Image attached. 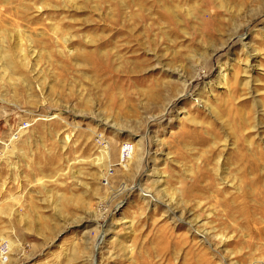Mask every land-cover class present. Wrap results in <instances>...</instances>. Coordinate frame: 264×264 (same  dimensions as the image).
I'll list each match as a JSON object with an SVG mask.
<instances>
[{
	"label": "rangeland",
	"instance_id": "obj_1",
	"mask_svg": "<svg viewBox=\"0 0 264 264\" xmlns=\"http://www.w3.org/2000/svg\"><path fill=\"white\" fill-rule=\"evenodd\" d=\"M160 1L0 0V264H264V0Z\"/></svg>",
	"mask_w": 264,
	"mask_h": 264
},
{
	"label": "bare ground",
	"instance_id": "obj_2",
	"mask_svg": "<svg viewBox=\"0 0 264 264\" xmlns=\"http://www.w3.org/2000/svg\"><path fill=\"white\" fill-rule=\"evenodd\" d=\"M174 0H162V1H160V2H163V4L164 5H168L170 2L172 3ZM178 2V1H177ZM180 2V1H179ZM151 5L153 6V5H155V4H158V3H156V0H151ZM150 4V3H149ZM150 5V6H151ZM149 6V7H150ZM169 6V5H168ZM2 7V6H1ZM157 7V6H156ZM10 8V7H9ZM3 9V8H2ZM11 9V8H10ZM161 9L163 10L162 12H161V16H162V18H163V20H164V22H166V24L168 23V24H174V23H176V20H175V18H173V13H172V11H170L166 6H164V7H161ZM1 10V9H0ZM159 10V9H158ZM2 11V10H1ZM11 11V10H10ZM149 13V12H148ZM157 13V12H156ZM159 13V12H158ZM1 14V13H0ZM4 15V14H3ZM153 15V14H152ZM160 15V14H159ZM136 16V15H135ZM151 16V15H150ZM150 16H149V18H150ZM215 16V15H214ZM146 16L145 15H143V14H139L138 16H137V19H138V22L139 23H142V22H144L145 20H146ZM154 19V18H153ZM152 21V20H151ZM159 22V21H158ZM151 23V22H150ZM148 25V24H147ZM155 25H156V23H155ZM140 26V25H139ZM172 27V26H171ZM215 27V26H214ZM212 28V27H211ZM150 29H152V25H150ZM117 32V31H116ZM240 37V39H241V37H242V35H240L239 36ZM69 40V38L68 37H64L63 39H62V41L63 42H66V41H68ZM212 51H214L213 49H212ZM102 120V119H101ZM101 120H99V121H101ZM105 123L107 124V122L105 121ZM143 149V148H142ZM140 147L139 148H137V150H135L134 148H131V151L129 152L130 153V159L132 160V165H134L135 166V169H139L140 167H141V165H142V162H143V160H144V155H145V151H143ZM129 150V149H128ZM102 155H104V152L102 153ZM101 155V156H102ZM106 157H107V153H106ZM243 169H244V173L245 172H253V171H258L259 173H260V170L261 169H263L264 170V165H263V163L261 164V163H259V160L258 159H253V158H250V159H248L245 163H244V165H243ZM139 175V174H138ZM137 175V176H138ZM243 177H244V175H243ZM243 177H242V179H240V181L241 182H244L243 181ZM137 179H138V177H137ZM226 179V178H225ZM222 180L223 181H225L224 180V177H222ZM159 182V181H158ZM250 182H252V178H250L249 179V181H248V183H250ZM247 185V183L246 184H243V187H242V185H240V189H241V192H242V195H241V197H242V199H244L245 197H247V195H248V193H249V191H248V189L246 190L245 189V186ZM233 186V185H232ZM134 187H136L135 189L136 190H138V192H149L150 193V195H143L144 197H146L145 199H147L148 200V202L151 200V198H155L156 200H158L159 202H162L163 200H161V198L159 199V198H157L156 196H155V194H153L152 192H150V191H148V190H145L143 187H142V185H141V183L140 182H138L136 185H134ZM250 188V187H249ZM248 192V193H247ZM239 196H240V194H239ZM238 196L237 195H233V196H231V197H229V198H225L224 200L226 201V202H228V203H231V202H234L235 201V199L237 198ZM245 205V204H244ZM243 205V206H244ZM165 206H166V211L167 212H169L170 213V215L172 216L171 218H173V219H175L176 221H182V222H187L188 223V227H189V229H188V231L189 230H192V232H191V234H193V236H195L196 238H198L199 240L198 241H200V242H202V243H204V242H207L209 245H212V242H211V240L209 239V234L207 233V232H205L204 230H202V229H200L199 227H197L195 224H194V222L193 221H191V220H185V214H186V212H184L182 209H180V210H178V211H176L175 210V208H173L172 206H171V204H169L168 202H167V204H165ZM246 215V214H245ZM260 229V228H259ZM207 244V245H208ZM187 252H189V249L186 251V253Z\"/></svg>",
	"mask_w": 264,
	"mask_h": 264
},
{
	"label": "built area",
	"instance_id": "obj_3",
	"mask_svg": "<svg viewBox=\"0 0 264 264\" xmlns=\"http://www.w3.org/2000/svg\"><path fill=\"white\" fill-rule=\"evenodd\" d=\"M5 249H6L5 246H2V248H1V253H3V251H4Z\"/></svg>",
	"mask_w": 264,
	"mask_h": 264
}]
</instances>
